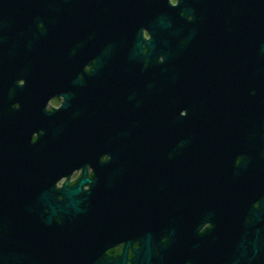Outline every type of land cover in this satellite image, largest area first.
<instances>
[{"label":"water","instance_id":"95a60500","mask_svg":"<svg viewBox=\"0 0 264 264\" xmlns=\"http://www.w3.org/2000/svg\"><path fill=\"white\" fill-rule=\"evenodd\" d=\"M13 7L2 1L3 17ZM27 7L28 31L7 28L0 43V264H126L133 238L131 264H264V0ZM102 14L120 29L101 30ZM90 57L98 66L71 82ZM54 95L63 105L45 112ZM104 154L93 181L55 190ZM119 241L122 256L108 257Z\"/></svg>","mask_w":264,"mask_h":264},{"label":"flooded vegetation","instance_id":"af4514ba","mask_svg":"<svg viewBox=\"0 0 264 264\" xmlns=\"http://www.w3.org/2000/svg\"><path fill=\"white\" fill-rule=\"evenodd\" d=\"M2 1H6L9 2L10 4H14L15 8H14V12H12L10 15H6L3 17V14H1L0 12V43H1V35L3 30H6L7 28L10 29L11 31H14L15 33H17V31L25 33V31H28L27 29V24L25 23V20H27L30 15L28 13H25V10H27V5L32 2V0H0V11H1V3ZM62 4L65 3H69L70 1H74V0H59ZM90 2L94 3V4H99V3H107L109 0H89ZM127 1V0H126ZM139 1V0H137ZM170 3L172 5H177L178 0H170ZM115 17V15H95V21L101 26V30L106 29L109 31H117L118 29H120V27L118 28V23H113L111 22V24L109 23V26L107 24L108 20L113 19ZM117 18L119 16H116ZM58 19H61L63 21V30H67L66 28L67 23H71L73 22L71 27H68V29H73L76 27L75 23H76V19L78 18V16L76 15H71V14H59ZM193 17H189V21H192ZM123 22V21H122ZM124 27H126V22H125V26H124V22L122 23L121 28L124 29ZM219 27H221V31H222V23L219 24ZM38 28L39 29H43V24L42 23H38ZM219 40L218 41V47L221 49V62L219 61L218 63V73L220 80L223 79V65H222V56H223V50H224V38L222 37V34H219ZM143 37L145 40H149L150 36L148 34V32L143 29ZM214 45L215 43L212 41V39H209L208 43L205 46V52H206V58L208 59L207 61V72L210 71L213 67H214ZM72 53H74V51H72ZM159 63H163L162 60ZM221 63V64H220ZM98 66V62L97 60H95L93 57H90V59H86L83 62H80L79 64V72L77 74V76L72 77V81L71 82H81L84 84V82L87 79L88 74L91 73L92 70H94L96 67ZM18 85H23L25 84V81L23 79L19 80ZM106 96V102H104L103 104H105L106 110L108 108V96L107 94H105ZM65 99L63 97V95H54L53 97H51L47 103L46 106L44 108L45 112H53L55 110H59L61 108V106L63 105ZM102 106V104H101ZM15 108H19L18 104L14 105ZM97 109V106H96ZM112 109V108H111ZM38 137V134H34L33 136V141H35ZM112 162V158L111 156H109V154H104L101 157H99L98 161L96 162H87L84 167L78 166L76 169H74L69 175L62 177L55 185V190L58 191L61 188H63V186L67 185L68 187H71L73 185H75L82 177L83 173L86 172V175L88 177V179L92 180L95 177V172L97 170V168L99 169H104L105 166L108 167L110 165V163ZM239 162V161H238ZM91 191V186L90 185H84L82 187V195H84L86 192ZM58 200H62L61 196H58ZM252 208L253 211L258 210L259 209V203L255 202L252 204ZM223 218L226 219V216L229 215L228 212L223 211L222 212ZM222 218V219H223ZM236 220L237 221H233L235 223V225L241 226V223L244 225H248L250 223V218H249V214H248V210L245 211L243 213V215L238 216L236 215ZM212 227L210 222H205L203 223V225H201V230L200 233L205 232L207 229H210ZM159 239L161 242H165L167 240V234L166 232H160L159 233ZM140 248L139 245V241L136 238H133L132 240V247L129 248L127 250L126 253V264H131V259L135 256L134 251L138 250ZM124 249H125V243L124 242H120L115 244L112 248H110L106 254L108 257H112V258H119L122 256V254L124 253Z\"/></svg>","mask_w":264,"mask_h":264}]
</instances>
